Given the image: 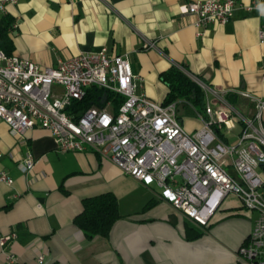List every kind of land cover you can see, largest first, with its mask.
Masks as SVG:
<instances>
[{
    "label": "crops",
    "instance_id": "0c3cea01",
    "mask_svg": "<svg viewBox=\"0 0 264 264\" xmlns=\"http://www.w3.org/2000/svg\"><path fill=\"white\" fill-rule=\"evenodd\" d=\"M191 1L206 0H17L0 18H13L12 54L42 67L104 48L110 56L126 55L137 92L162 103L168 87L160 73L183 64L189 76L228 91L227 100L251 116L252 101L237 92L264 99V9L238 0L225 23L196 25L186 12ZM186 106L178 105V118L194 131L201 122L195 112L192 119L180 113ZM240 131L236 123L218 135L234 143ZM0 152V173L10 180L0 182V234H14L0 244V264H249L237 259V250L257 212L234 194L201 227L162 201L157 188L97 152H58L45 128L20 138L0 122ZM27 152L34 165L23 173L18 162ZM105 194L115 199L118 217L107 235L89 237L74 218L85 199Z\"/></svg>",
    "mask_w": 264,
    "mask_h": 264
},
{
    "label": "built area",
    "instance_id": "2783aa9c",
    "mask_svg": "<svg viewBox=\"0 0 264 264\" xmlns=\"http://www.w3.org/2000/svg\"><path fill=\"white\" fill-rule=\"evenodd\" d=\"M16 1L0 0V10ZM237 2L191 1L186 12L195 16L196 25L225 23ZM248 8L262 10L264 0H251ZM190 77L203 91L202 112L184 100L162 104L138 93L127 56H110L104 48L59 58L47 67L0 50V122L20 138L28 129H47L58 152H97L123 174L157 188L162 201L201 227L228 194L236 195L243 208L257 212L237 259L264 264V99L237 92L253 103L247 117L227 100L228 91ZM85 98L93 101L88 107H82ZM179 104L194 110L198 129L183 127ZM236 123L241 124L236 142L224 141L218 129ZM33 165L29 152L18 162L23 173ZM9 181L1 172L0 182ZM13 237L0 234V244Z\"/></svg>",
    "mask_w": 264,
    "mask_h": 264
},
{
    "label": "trees",
    "instance_id": "16d2710c",
    "mask_svg": "<svg viewBox=\"0 0 264 264\" xmlns=\"http://www.w3.org/2000/svg\"><path fill=\"white\" fill-rule=\"evenodd\" d=\"M12 26L13 18L9 14H4L0 18V50L6 54H12L14 49L9 34ZM185 71H187L185 65L172 64L160 73V80L168 87V92L162 104L184 100L189 102L197 112H202L204 108L203 91ZM89 91L91 94L96 92L94 89H89ZM92 103V100L85 98L82 107H88ZM117 217L115 199L111 195L105 194L85 199L83 210L74 218V222L89 237L95 234L105 236Z\"/></svg>",
    "mask_w": 264,
    "mask_h": 264
},
{
    "label": "rangeland",
    "instance_id": "374dc122",
    "mask_svg": "<svg viewBox=\"0 0 264 264\" xmlns=\"http://www.w3.org/2000/svg\"><path fill=\"white\" fill-rule=\"evenodd\" d=\"M182 112L188 117V119H192L195 116L194 110L190 106H186L185 110L184 111L181 110L180 113H182Z\"/></svg>",
    "mask_w": 264,
    "mask_h": 264
}]
</instances>
